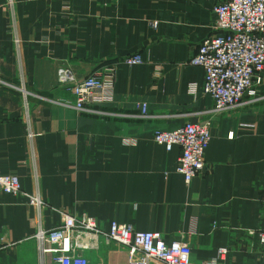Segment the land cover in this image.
<instances>
[{
  "label": "crops",
  "instance_id": "0c3cea01",
  "mask_svg": "<svg viewBox=\"0 0 264 264\" xmlns=\"http://www.w3.org/2000/svg\"><path fill=\"white\" fill-rule=\"evenodd\" d=\"M220 1L0 0V172L17 175L44 203L39 219L25 197L0 192V264H40L34 236L58 227L59 212L96 219L102 234L114 221L167 243L187 241L198 264L219 261V249L227 250L222 264H264L256 236L264 82L261 99L215 114L201 91L203 69L186 65L214 35ZM136 54L143 64L124 62ZM113 66L114 101L89 111H77L57 82L60 68L83 79ZM205 121V173L186 184L176 173L180 149L166 151L153 135ZM81 254L90 264H127L117 245Z\"/></svg>",
  "mask_w": 264,
  "mask_h": 264
},
{
  "label": "built area",
  "instance_id": "2783aa9c",
  "mask_svg": "<svg viewBox=\"0 0 264 264\" xmlns=\"http://www.w3.org/2000/svg\"><path fill=\"white\" fill-rule=\"evenodd\" d=\"M214 35L204 39L186 65L203 69L201 91L213 100V112L238 107L245 102L261 99L258 88L264 82V0H222L213 7ZM153 23V27H155ZM129 65L143 64L141 55L124 59ZM115 66L106 72L76 79L69 68L57 71V82L66 86L73 96L77 111L114 101ZM197 85H189L192 95ZM248 98V100H244ZM141 116L147 115V105H138ZM24 123L28 124V107L24 108ZM211 121L186 122L173 131H157L155 144L168 152L180 149L176 173L188 184L205 173V152L212 139ZM29 139L31 133H27ZM34 160L33 149L30 152ZM0 192L14 197L23 196L40 219L44 203L39 194L29 195L20 186L15 174L0 172ZM58 227L39 229L34 236L40 253V264H90L81 253L98 250L101 245H117L127 249V264H198L191 260L190 245L178 240L167 243L160 233L135 232L131 225L110 223L109 232L102 234L96 219L87 215L59 212ZM258 245L264 252V219L256 233ZM88 238L85 244L82 239ZM226 249H219L218 259L201 264H222Z\"/></svg>",
  "mask_w": 264,
  "mask_h": 264
},
{
  "label": "bare ground",
  "instance_id": "6f19581e",
  "mask_svg": "<svg viewBox=\"0 0 264 264\" xmlns=\"http://www.w3.org/2000/svg\"><path fill=\"white\" fill-rule=\"evenodd\" d=\"M82 241L86 244L88 242V238H83Z\"/></svg>",
  "mask_w": 264,
  "mask_h": 264
}]
</instances>
